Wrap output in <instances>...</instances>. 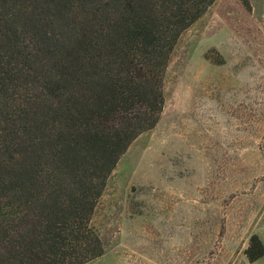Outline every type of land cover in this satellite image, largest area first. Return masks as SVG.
I'll use <instances>...</instances> for the list:
<instances>
[{
    "label": "trees",
    "instance_id": "16d2710c",
    "mask_svg": "<svg viewBox=\"0 0 264 264\" xmlns=\"http://www.w3.org/2000/svg\"><path fill=\"white\" fill-rule=\"evenodd\" d=\"M215 1L0 0V264L103 255L92 212L159 120L178 38ZM263 254L253 235L248 261Z\"/></svg>",
    "mask_w": 264,
    "mask_h": 264
},
{
    "label": "rangeland",
    "instance_id": "374dc122",
    "mask_svg": "<svg viewBox=\"0 0 264 264\" xmlns=\"http://www.w3.org/2000/svg\"><path fill=\"white\" fill-rule=\"evenodd\" d=\"M216 0L178 38L155 127L119 157L88 264H264V0Z\"/></svg>",
    "mask_w": 264,
    "mask_h": 264
}]
</instances>
